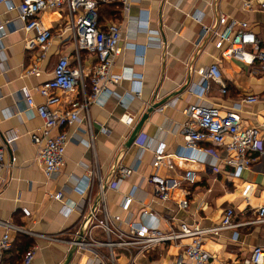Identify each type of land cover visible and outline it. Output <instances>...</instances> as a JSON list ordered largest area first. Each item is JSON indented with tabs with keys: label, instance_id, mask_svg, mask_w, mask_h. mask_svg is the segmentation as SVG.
Returning <instances> with one entry per match:
<instances>
[{
	"label": "crops",
	"instance_id": "1",
	"mask_svg": "<svg viewBox=\"0 0 264 264\" xmlns=\"http://www.w3.org/2000/svg\"><path fill=\"white\" fill-rule=\"evenodd\" d=\"M247 0H220L219 10L228 16V21L248 23L252 32L258 34L257 24L263 20V12L245 9ZM215 0H135L130 12L129 29L123 35V52L117 59L113 72L121 75L132 69L140 75L138 81L123 80L110 86V93L102 95L90 105L93 148L85 122L54 131H66L69 142L66 148V163L62 173L48 181L36 161L38 148L31 135L42 128L41 120L29 110L21 90L31 91L36 104L44 103L37 89L52 78L53 64L58 54L70 55L71 45L62 46L56 39L40 61L41 49L26 51L24 46L33 35L21 30L17 11H10L0 4V147L5 145V135L13 130L19 140L6 149L4 167L0 168V221H11L45 235H58L73 230L80 221L78 212L65 217L62 204L52 200L48 194L62 191L69 205L81 206L84 198L76 189L75 180L86 177L87 171L97 162L103 177L109 178L112 167L122 163L135 167L136 172L125 180L118 191H108V208L112 215L126 217L121 204L123 196L137 188V200L131 207L137 216L144 205L150 206L159 216V228L169 230L165 220L174 219L172 226L177 230L182 224L189 228H215L221 224L227 208H234L237 221L252 218L251 209L264 205V157L253 155L254 162L240 178L233 175L231 168L211 166V157L223 158V149L210 143L201 145L209 156L197 154L194 160L184 164L183 169L165 167L160 175L179 184L176 197L189 203V209L182 211L177 201H157L152 194L147 178L152 174L153 150L166 146L167 154H177L185 146L182 134L186 121L185 110L197 102L211 104L222 114L233 110V106L247 96H258L254 105H243L239 115L242 125L248 128L264 124V79L255 67L246 66L235 60H227L222 52L212 45L201 42L203 26L212 25L217 14L213 8ZM202 15V20L197 17ZM44 24L56 28L59 16L48 13L42 17ZM148 24L152 36L159 37L162 48L149 40L137 29ZM258 37V35H257ZM259 38V37H258ZM156 45V46H155ZM127 47V48H126ZM89 63V61H88ZM38 64L40 73L28 76L27 72ZM90 64V63H89ZM212 64H219L228 86L227 95L220 94L213 87L211 94L200 100L189 89L200 81L198 71ZM89 69L86 68V75ZM89 79V78H87ZM89 82V80H88ZM136 91L141 92L134 98ZM161 103L143 126L141 135L148 137V149L141 152L136 146L125 148L136 125L149 108ZM161 109V110H160ZM124 117L133 119L134 126L122 122ZM264 139V138H263ZM15 162H12V161ZM185 170L196 174L194 185L183 181ZM246 195V196H245ZM20 196V201L18 197ZM249 201L250 207L247 205ZM31 212L25 218L21 209ZM5 229L0 225V238ZM18 234H12V241ZM94 238L102 240V232L95 230ZM33 239L37 252L32 264H80L82 254L60 243H49ZM64 238H69L67 235ZM204 247L216 263H239L249 258L255 247L264 248V230L261 227L224 230L203 236ZM189 241L167 243L136 258V264H174V258L181 254L182 247ZM18 244V242H17ZM17 246V245H16ZM31 247V248H32ZM16 251V250H15ZM92 253V252H91ZM17 253L10 254L6 264H15ZM119 264H127L125 254L117 252ZM23 264V263H21Z\"/></svg>",
	"mask_w": 264,
	"mask_h": 264
},
{
	"label": "built area",
	"instance_id": "2",
	"mask_svg": "<svg viewBox=\"0 0 264 264\" xmlns=\"http://www.w3.org/2000/svg\"><path fill=\"white\" fill-rule=\"evenodd\" d=\"M135 0H0L10 11H17L21 30L33 35L25 42V50L29 52L41 49L39 60L46 57L47 50L58 39L62 46L71 45L72 53L58 54L53 64L52 78L37 89L44 103L36 104L31 91L24 88L21 95L29 110L41 120L42 128L31 135L32 142L37 146L36 161L42 167L48 181L55 180L66 163V148L69 136L66 131L54 134L61 127H70L85 122L89 134V142L93 148L94 137L90 118V105L97 102L104 94L110 93V86L118 85L123 80L138 81L141 76L132 69L116 75L113 68L123 52V35L131 22L130 12ZM220 0H215L213 8L217 18L212 25L203 26L201 42L212 45L222 52L227 60H235L246 66L257 68L264 79V48L260 39L254 34L248 23L228 21V16L219 10ZM117 4L120 7L121 20L108 23L104 27L99 25V9L104 5ZM245 9H257L264 13V0H247ZM48 13L59 16L56 28L44 24L42 17ZM202 20V15L197 17ZM0 27V32L3 31ZM145 33L149 40L162 48L159 37L152 36L148 24L137 29ZM1 38V37H0ZM155 45V46H156ZM127 48V47H126ZM89 61V63H88ZM86 68L89 69L86 75ZM38 64L28 70L27 75H38ZM200 81L189 91L200 100L211 94L213 87H217L220 94L227 95L228 86L219 64H212L198 71ZM89 78V79H87ZM89 80L91 92L86 91ZM140 83V82H139ZM141 96L136 91L134 98ZM260 101L258 96L250 95L233 106V110L222 114L220 109L207 103L197 102L185 110L186 121L182 134L185 146L177 154H167L166 146L159 144L153 150L151 163L152 174L147 178L153 197L160 202L177 201L182 211L189 209V203L176 197L179 184L175 180H167L160 173L163 168L183 169L184 164L194 160L197 154L209 156V152L201 147L210 143L214 148L223 149L225 156L211 157V166L218 171L222 166L231 168L232 176L240 178L242 173L249 170L254 162L253 155L264 157V124L256 128L242 125L239 115L243 105H254ZM161 110V109H160ZM122 122L133 127V119L124 117ZM19 136L10 130L5 135V145L0 147V168L4 167L6 149L13 147ZM141 152L148 149L149 141L145 135L135 140ZM12 162H15L14 160ZM135 167H127L116 162L112 167L109 178L103 177L96 162L87 171L86 177L75 180L77 191L84 198L80 207L69 205L62 191L49 193L48 196L62 204L61 213L69 217L74 212L80 215L77 226L58 235L39 234L27 227L14 224L11 221L1 222L5 229L0 238V264L4 262L6 252L12 248V234H21L49 243H60L82 254L80 264H119L117 252L128 258L127 264H136V258L167 243L189 241L182 247V253L174 258V264H219L214 257L205 250L203 236L224 230L237 231L261 227L264 230V205L258 209H251L252 218L245 222L237 221L234 208H227L221 224L215 228L191 229L182 224L177 230L172 226L174 219L165 220L169 230L159 228V216L147 205L135 216L131 207L137 200V188L123 196L121 207L126 213L123 219L114 216L108 208L107 192L118 191L121 184L130 178ZM183 181L194 185L196 174L193 170H185ZM246 196V195H245ZM20 201V196L18 197ZM250 207L249 201H247ZM25 218L31 217V212L21 209ZM95 230L102 232L103 239L97 240L93 236ZM69 238H64V236ZM37 247L28 250L23 264H32ZM92 252V253H91ZM223 264V263H220ZM231 264H264V248L255 247L249 258L239 263Z\"/></svg>",
	"mask_w": 264,
	"mask_h": 264
},
{
	"label": "trees",
	"instance_id": "3",
	"mask_svg": "<svg viewBox=\"0 0 264 264\" xmlns=\"http://www.w3.org/2000/svg\"><path fill=\"white\" fill-rule=\"evenodd\" d=\"M120 6L117 4L104 5L99 9V25L104 27L108 23H115L121 20ZM262 48L264 46L262 45ZM86 91L89 95L91 92L90 84L86 82ZM18 242V244H17ZM17 245V246H16ZM33 246V239L28 236L18 234L17 240L12 241V248L10 251L6 252L4 256L3 264H6V259L10 254L14 252L17 253V257L15 258V264L23 263L26 253ZM16 250V251H15Z\"/></svg>",
	"mask_w": 264,
	"mask_h": 264
},
{
	"label": "water",
	"instance_id": "4",
	"mask_svg": "<svg viewBox=\"0 0 264 264\" xmlns=\"http://www.w3.org/2000/svg\"><path fill=\"white\" fill-rule=\"evenodd\" d=\"M161 106V103L155 104L153 106H151L149 108V110L146 112V114L142 117V119L140 120V122L136 125V127L134 128L133 132L131 133L129 139L127 140L126 144H125V148L126 149H130L135 140L138 138V136L140 135L143 126L145 125V123L148 121V119L150 118V115H152L156 110H158Z\"/></svg>",
	"mask_w": 264,
	"mask_h": 264
},
{
	"label": "rangeland",
	"instance_id": "5",
	"mask_svg": "<svg viewBox=\"0 0 264 264\" xmlns=\"http://www.w3.org/2000/svg\"><path fill=\"white\" fill-rule=\"evenodd\" d=\"M257 28H258L257 35L262 45L264 46V15H263V20H261V22L257 24Z\"/></svg>",
	"mask_w": 264,
	"mask_h": 264
}]
</instances>
